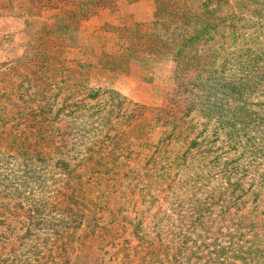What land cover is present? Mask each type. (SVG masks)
Returning <instances> with one entry per match:
<instances>
[{
    "label": "trees",
    "instance_id": "obj_1",
    "mask_svg": "<svg viewBox=\"0 0 264 264\" xmlns=\"http://www.w3.org/2000/svg\"><path fill=\"white\" fill-rule=\"evenodd\" d=\"M112 1L65 0L60 7L63 26H50L48 39L40 34L38 44L27 47L14 65L0 68V195L25 197L1 207L27 219L16 242L0 237V264L54 263L68 253L65 239L81 229L88 210L103 207L115 194L125 198L123 204L115 202V212L121 213L128 202L139 206L133 228L138 244L132 255L126 254L128 264L140 258L167 264L172 249L175 264H264V43L254 44V57L232 64L243 70L240 78L220 73L216 50L198 54L193 46L196 52L185 70L197 72L188 80L191 94L204 98L195 96L189 113L198 111L204 130L183 152L167 154L164 142H146L147 149L155 148L150 156L124 161L113 152L108 156L106 142L97 146L86 135L82 140L78 116L60 126L61 109L54 113V88L65 69L59 56L78 44L53 42L52 36L64 23L83 22L109 9ZM69 6L74 10H65ZM217 27L208 22L196 32L204 40L213 39ZM25 82L41 88L36 96L45 104L28 110L16 102L23 97L15 95ZM198 126L193 123L194 133ZM37 134L34 141L31 136ZM226 144L233 154L223 152ZM90 183L91 191L103 198L100 203L83 188ZM99 225L77 240L74 251L84 264L113 243L98 235L114 227ZM70 256L65 264H72Z\"/></svg>",
    "mask_w": 264,
    "mask_h": 264
},
{
    "label": "rangeland",
    "instance_id": "obj_2",
    "mask_svg": "<svg viewBox=\"0 0 264 264\" xmlns=\"http://www.w3.org/2000/svg\"><path fill=\"white\" fill-rule=\"evenodd\" d=\"M64 3L65 0H0V68L14 65L27 47L38 44L40 34L48 39L53 29L50 26H63L60 7ZM65 10L73 11L74 7ZM208 22L218 27L213 39L204 40L196 30ZM64 24V29L60 27L64 33L55 31L53 42H74L78 47L68 49L58 59L65 68L59 87L54 88L58 92L54 113L61 109L58 125L67 126L75 122L73 116H78L82 140L86 135L98 141L97 146L106 142L108 156L113 152L124 161L145 159L155 151L147 149L146 142H164L167 147L163 151L174 155L185 151L192 138L204 130L205 119L198 111L189 113V102L195 96L199 101L204 97L191 94L188 80L197 72L185 70L187 62L191 63L195 48L198 54L213 48L220 73L229 78L243 76L239 65L232 64L254 57V44L264 43V0L259 5L240 0H114L109 9L96 16ZM87 66L94 70H87ZM27 86L25 82L22 90L18 88L15 96L23 97L16 102L28 110L45 104L36 96L41 88ZM250 102L254 108V94ZM42 122L47 134L48 122ZM194 122L200 125L197 133L192 129ZM174 123L178 124L176 130L172 128ZM31 137L34 141L39 138L38 134ZM233 151L227 144L223 149L224 153ZM91 185L82 187L100 203L103 198L91 191ZM124 199L115 194L108 198L109 202L103 201V207L89 209L81 229L65 239L68 253L62 252L52 264H65L67 255H71L72 264H84L77 258L78 251H74L77 240L86 230H96L97 224L114 227L112 232L98 235L113 243L96 250L87 264H128L126 254L132 255L138 244L133 228L139 206L133 208V202H128L121 213L115 212V202L123 204ZM20 200L25 197L0 195V237L8 241L16 242L24 233L27 219L1 206H13ZM174 256L172 249L167 264H175ZM133 264L148 261L140 258Z\"/></svg>",
    "mask_w": 264,
    "mask_h": 264
}]
</instances>
